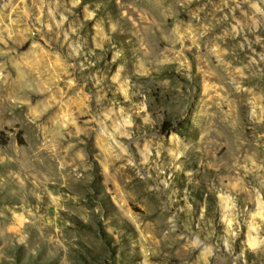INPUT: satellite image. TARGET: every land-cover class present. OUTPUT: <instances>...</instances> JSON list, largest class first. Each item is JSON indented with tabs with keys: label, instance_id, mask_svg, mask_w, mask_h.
<instances>
[{
	"label": "rangeland",
	"instance_id": "1",
	"mask_svg": "<svg viewBox=\"0 0 264 264\" xmlns=\"http://www.w3.org/2000/svg\"><path fill=\"white\" fill-rule=\"evenodd\" d=\"M0 264H264V0H0Z\"/></svg>",
	"mask_w": 264,
	"mask_h": 264
},
{
	"label": "bare ground",
	"instance_id": "2",
	"mask_svg": "<svg viewBox=\"0 0 264 264\" xmlns=\"http://www.w3.org/2000/svg\"><path fill=\"white\" fill-rule=\"evenodd\" d=\"M249 244H250L251 247H254V248L259 245L258 243L255 242L254 239H251V238L249 239Z\"/></svg>",
	"mask_w": 264,
	"mask_h": 264
}]
</instances>
